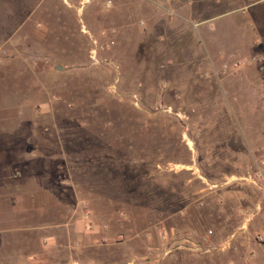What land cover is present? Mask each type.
<instances>
[{
    "label": "rangeland",
    "instance_id": "374dc122",
    "mask_svg": "<svg viewBox=\"0 0 264 264\" xmlns=\"http://www.w3.org/2000/svg\"><path fill=\"white\" fill-rule=\"evenodd\" d=\"M105 1L0 0V264H264V0Z\"/></svg>",
    "mask_w": 264,
    "mask_h": 264
},
{
    "label": "crops",
    "instance_id": "0c3cea01",
    "mask_svg": "<svg viewBox=\"0 0 264 264\" xmlns=\"http://www.w3.org/2000/svg\"><path fill=\"white\" fill-rule=\"evenodd\" d=\"M147 1H148V4L150 6H152L151 5L152 3L156 4L157 2H159V4H161L164 8L171 9V11H173V13L182 11L180 13V15H183L184 16L183 18L187 17L186 16L187 12H190V14L195 15L196 13H198V11H200V12L206 11V13L209 15L208 17H206L207 19L213 18V17L221 14V12L225 11L227 8V5H226L224 0H189V1H183V2L188 3V4L184 3L185 5L182 7L176 6L178 3H180L179 0H159V1L158 0H147ZM190 21L191 20H189V19H182V23L186 24L188 29L190 26V30H193V31L196 30L195 42H197L198 39H200V41H203V42L206 41L208 36H207V38H198L200 35V32L202 33V29L197 27V23H196V25L193 26L192 24H190ZM172 25H174V24H172ZM210 27H211V25H210ZM190 30H188V32ZM186 35H188V34L186 33ZM3 43H4V45H14V43H16V39L6 38V39H4ZM0 145H1V143H0ZM6 151H7L6 148L0 147V168H2L3 165H5L7 167L8 166L11 167L13 165V163L15 166H17V164L20 163V161H22L23 153L21 150H16V152L10 153V154H7ZM7 155H9V156H7ZM5 184H6L5 181L0 179V187L5 186ZM1 192L2 191L0 190V203L5 202V198L2 196ZM12 229L16 230L17 228L13 227ZM16 259L14 261V264H17V262L20 260V259H17V260ZM20 262H21V260L19 261V263Z\"/></svg>",
    "mask_w": 264,
    "mask_h": 264
},
{
    "label": "built area",
    "instance_id": "2783aa9c",
    "mask_svg": "<svg viewBox=\"0 0 264 264\" xmlns=\"http://www.w3.org/2000/svg\"><path fill=\"white\" fill-rule=\"evenodd\" d=\"M104 3H105V6L107 7L109 5L110 1L106 0Z\"/></svg>",
    "mask_w": 264,
    "mask_h": 264
},
{
    "label": "water",
    "instance_id": "95a60500",
    "mask_svg": "<svg viewBox=\"0 0 264 264\" xmlns=\"http://www.w3.org/2000/svg\"><path fill=\"white\" fill-rule=\"evenodd\" d=\"M57 69H59L60 67L59 66H56Z\"/></svg>",
    "mask_w": 264,
    "mask_h": 264
}]
</instances>
